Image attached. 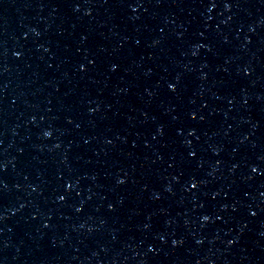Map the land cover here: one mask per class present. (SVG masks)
<instances>
[{"label":"water","instance_id":"obj_1","mask_svg":"<svg viewBox=\"0 0 264 264\" xmlns=\"http://www.w3.org/2000/svg\"><path fill=\"white\" fill-rule=\"evenodd\" d=\"M0 264H264V0H0Z\"/></svg>","mask_w":264,"mask_h":264}]
</instances>
